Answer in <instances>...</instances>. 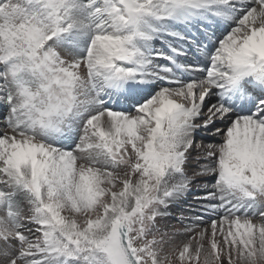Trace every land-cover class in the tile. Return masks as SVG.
Here are the masks:
<instances>
[{"label": "snow or ice", "instance_id": "obj_1", "mask_svg": "<svg viewBox=\"0 0 264 264\" xmlns=\"http://www.w3.org/2000/svg\"><path fill=\"white\" fill-rule=\"evenodd\" d=\"M201 133L219 227L177 251ZM224 258L264 264V0H0V264Z\"/></svg>", "mask_w": 264, "mask_h": 264}, {"label": "rangeland", "instance_id": "obj_2", "mask_svg": "<svg viewBox=\"0 0 264 264\" xmlns=\"http://www.w3.org/2000/svg\"><path fill=\"white\" fill-rule=\"evenodd\" d=\"M81 71L83 74H86V69L82 68ZM190 165L192 167L195 166L194 163H191ZM208 176L212 178V176H210V175H208ZM203 182L204 181H201L199 183H196L195 185L197 187H199L197 184H202ZM162 211H163V209H162ZM163 217H167L166 214ZM163 217H159L158 220H160ZM183 217H184V219H181L175 223V224H177L175 229L170 228V226L168 227V225H165L163 223H161L159 225V227L160 228L163 227V229H161V230L167 231L169 234L175 233L174 246L176 247L177 251L182 249V247L185 244H189L191 246L193 253L195 252V249L197 248V246H199L200 244H203L204 249L208 250L210 247L209 241L212 239L211 224L210 225H208V224L203 225V224H199V223L197 224V223L192 222L191 224L186 223L189 225H186L183 227L182 223L186 222L187 220H185V218H187L189 216L187 213L184 212ZM257 217H258V213H257ZM214 220H216V219H214ZM218 222H219V220H218ZM217 226L219 227V223H217ZM201 233L204 234L203 239H201ZM217 239L218 240L221 239L219 234L217 235ZM224 260H225V264H226V258H224ZM173 264H178V261L173 259Z\"/></svg>", "mask_w": 264, "mask_h": 264}, {"label": "bare ground", "instance_id": "obj_3", "mask_svg": "<svg viewBox=\"0 0 264 264\" xmlns=\"http://www.w3.org/2000/svg\"><path fill=\"white\" fill-rule=\"evenodd\" d=\"M190 153H191V152H190ZM197 154H198V152H192L190 155H191V156H192V155H193V156H194V155L196 156ZM188 161H189V158H188ZM197 185H198L199 187H201V186H202V184H197ZM211 191H212V190H210V192H211ZM169 208H170V207L168 206V208H167V209H169ZM209 217H210V220H211V219H213V220H214V217H213V215H212V214H211Z\"/></svg>", "mask_w": 264, "mask_h": 264}]
</instances>
